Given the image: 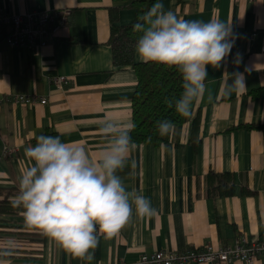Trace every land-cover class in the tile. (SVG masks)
Segmentation results:
<instances>
[{"label":"crops","instance_id":"0c3cea01","mask_svg":"<svg viewBox=\"0 0 264 264\" xmlns=\"http://www.w3.org/2000/svg\"><path fill=\"white\" fill-rule=\"evenodd\" d=\"M165 10L185 20L231 21L234 44L219 69L208 67L204 98L171 146L136 144L123 171L127 191H136L156 209L152 217L131 222L112 239L99 238L93 259L79 260L49 237L24 226L22 213L3 216L0 248L12 244L10 264H120L145 253L185 250L206 244L234 245L244 236L264 237V0H160ZM129 2L114 0H0V14L30 10L68 9L67 25L44 47L8 46L0 38V188L19 190V177L32 166L25 149L37 137L58 136L84 146L96 160L105 146L99 127L105 117L132 120L137 74L132 67L116 69L109 44L111 9L118 26L136 18ZM256 32V37L251 35ZM136 63H143L134 51ZM234 73L245 82L242 92L225 94ZM67 76L69 85L56 90L53 79ZM37 95L47 103H14V96ZM199 116L198 144L192 143ZM246 125L254 126L249 129ZM15 148L12 155L4 147ZM210 170L235 177L231 196H211L206 188ZM247 189L249 194L242 193ZM230 264H245L235 261ZM255 264H264V258Z\"/></svg>","mask_w":264,"mask_h":264},{"label":"clouds","instance_id":"9594fccd","mask_svg":"<svg viewBox=\"0 0 264 264\" xmlns=\"http://www.w3.org/2000/svg\"><path fill=\"white\" fill-rule=\"evenodd\" d=\"M231 21L212 18L207 22L185 20L165 10L160 0L142 14L133 31L139 33L135 44L138 58L145 63L176 68L182 76L178 98H165L168 108L181 117H190L197 101L204 98L208 67L219 69L234 44ZM245 82L234 73L225 94L242 92ZM160 136L174 133L169 119L156 121ZM136 125L129 119L105 117L99 134L105 146L93 160L84 146L62 142L58 136L37 137L25 149L32 166L19 177V192L13 206L22 207L24 226L42 232L72 257L91 261L99 238L112 239L132 220L152 217L156 209L136 191H127L118 172L123 171L136 148L130 133ZM14 254L9 243L0 250V264Z\"/></svg>","mask_w":264,"mask_h":264},{"label":"trees","instance_id":"16d2710c","mask_svg":"<svg viewBox=\"0 0 264 264\" xmlns=\"http://www.w3.org/2000/svg\"><path fill=\"white\" fill-rule=\"evenodd\" d=\"M115 2H129L127 6L136 10L135 20L126 26H118L117 11L120 7L111 9V35L109 44L112 51V63L116 69L132 67L137 74V86L132 99V121L136 127L130 133L136 144L152 146H171L177 144L184 125L192 118L195 104L190 117H181L174 107L168 108L165 98H178L182 92V76L176 68H169L156 63H136L134 60L135 44L139 33L133 31V25L138 18L147 12L156 0H114ZM169 119L176 125L174 133L169 136H160L157 131L156 121ZM199 116L194 120L192 143L198 144ZM246 128L254 126L246 125ZM207 192L211 196H231L236 192L235 177L232 173H218L210 170L206 176ZM19 190L15 188H0V222L1 217L23 213L22 207H14V197ZM242 193L249 194L247 189ZM33 240H42L40 231L26 234ZM0 250H2L0 248Z\"/></svg>","mask_w":264,"mask_h":264},{"label":"built area","instance_id":"2783aa9c","mask_svg":"<svg viewBox=\"0 0 264 264\" xmlns=\"http://www.w3.org/2000/svg\"><path fill=\"white\" fill-rule=\"evenodd\" d=\"M253 2L254 0H248ZM71 11L62 10H30L0 14V38L11 47L36 45L44 47L49 40L67 25ZM254 32L251 37H256ZM262 50L264 52V34L262 36ZM70 83L67 76H56L53 84L56 90H64ZM14 103L36 105L47 103V98L37 95H17ZM5 155L15 153V148L4 147ZM264 258V237L249 240L244 236L236 239L231 246H213L206 244L199 248L185 250H162L142 254L138 260L120 264H230L240 261L245 264H255Z\"/></svg>","mask_w":264,"mask_h":264}]
</instances>
